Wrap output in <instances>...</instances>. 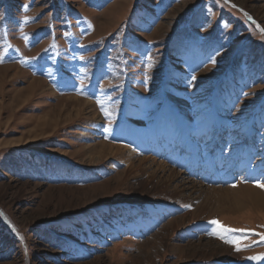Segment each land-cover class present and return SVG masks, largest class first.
<instances>
[{"label":"rangeland","instance_id":"obj_1","mask_svg":"<svg viewBox=\"0 0 264 264\" xmlns=\"http://www.w3.org/2000/svg\"><path fill=\"white\" fill-rule=\"evenodd\" d=\"M261 29L264 0H0V264H257L210 221L264 233Z\"/></svg>","mask_w":264,"mask_h":264},{"label":"snow or ice","instance_id":"obj_2","mask_svg":"<svg viewBox=\"0 0 264 264\" xmlns=\"http://www.w3.org/2000/svg\"><path fill=\"white\" fill-rule=\"evenodd\" d=\"M261 31L264 32V29H261ZM213 63H215L214 60ZM193 79H195V77H193ZM105 115H109V114L105 112ZM107 130L108 129H106V131ZM256 186L264 188V183L256 182ZM210 223L214 226V231L210 233V235H215L219 239H221L224 243L232 245L235 251L237 252L247 250L252 246V244L245 243V241L249 240L252 236L259 237V241H253L252 242L253 244L259 245L260 243L264 242V233L255 232L254 230H248V229L231 228L222 224L219 220H215V219L210 221ZM232 233H241L242 235L233 238L230 236V234ZM245 259L249 261L257 262V264H259L260 261H264V253H260L254 256H249L246 257Z\"/></svg>","mask_w":264,"mask_h":264},{"label":"bare ground","instance_id":"obj_3","mask_svg":"<svg viewBox=\"0 0 264 264\" xmlns=\"http://www.w3.org/2000/svg\"><path fill=\"white\" fill-rule=\"evenodd\" d=\"M4 75L5 74H3L4 81H5L7 79H6V75L5 76ZM79 103H80V101H79ZM67 119L70 120V119H73V118H68L67 117ZM152 160L157 162V160L154 159V158ZM158 163H160V167L158 169H155L156 170V175H158V173L160 171L164 173V171L166 170V165H165L164 162L161 161V162H158ZM164 177H166V179H163V180H169L171 182V185L176 187V188H178V189L180 188L182 193L183 192H188V191H190L191 194L200 192L201 186L198 185V183H196L193 179L188 178L187 176L185 177L184 173L179 172V171H177L175 169L173 171H170L168 175H166V176L164 175ZM221 189L222 188H215L214 189L215 192L212 194V196H208V201L213 197V198H215L216 202H220V204L223 205V206L226 205L228 207H236L237 205L235 203L231 202V199L224 198V191L223 190L221 191ZM205 209L213 210L214 207H212L210 205H201L199 207L200 211L201 210L203 211ZM215 210L217 211V209H215ZM214 251H219L221 253H225V248H223V247L216 248L215 247Z\"/></svg>","mask_w":264,"mask_h":264},{"label":"trees","instance_id":"obj_4","mask_svg":"<svg viewBox=\"0 0 264 264\" xmlns=\"http://www.w3.org/2000/svg\"><path fill=\"white\" fill-rule=\"evenodd\" d=\"M58 166H62V165L59 164ZM156 210H160V209H159L158 207H156V208H149V212H152V213H154ZM161 210H162V208H161ZM145 216H148V212H147V211L145 212ZM91 217H93V216H91ZM91 217H90V218H91ZM88 219H89V218H88ZM93 219H95V218L93 217ZM85 221H88V220L85 219ZM130 221L133 222V220H130L129 217L127 216V219H126V221H124V223L130 224ZM3 226L5 227V225H3ZM5 228H7V227H5ZM119 228H120V227H119ZM119 228H118V229H119ZM111 232L114 233V234L116 233V232L113 231V230H111ZM81 241H84V240H81Z\"/></svg>","mask_w":264,"mask_h":264}]
</instances>
